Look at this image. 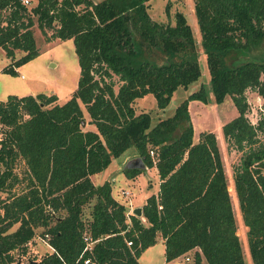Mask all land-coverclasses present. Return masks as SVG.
Instances as JSON below:
<instances>
[{
    "label": "trees",
    "instance_id": "trees-1",
    "mask_svg": "<svg viewBox=\"0 0 264 264\" xmlns=\"http://www.w3.org/2000/svg\"><path fill=\"white\" fill-rule=\"evenodd\" d=\"M149 1L36 0L28 6L0 0V47L10 59L0 71L16 74L39 55L37 23L44 34L52 29L49 39H73L80 75L63 103L53 92L0 99V191L7 192L0 196V264L23 260L38 227L52 250L26 255L35 264H140L159 237L168 261L192 250L194 264H246L216 134L202 130L194 140L188 103L207 102L208 90L201 84L153 125L151 112L135 110V100L148 93L159 109L166 107L179 86L202 74L187 16L177 9L174 23L154 20ZM170 7L168 0V15ZM194 12L214 100L229 95L238 110L222 133L243 151L232 181L249 254L253 264H264V115L250 122L246 97L254 88L264 98V60L227 59L264 45V0H194ZM129 148L159 176L141 216L127 212L109 180L95 184L91 177ZM20 158L27 189L11 193ZM146 166L123 172L134 178ZM84 234L96 239L90 251H84Z\"/></svg>",
    "mask_w": 264,
    "mask_h": 264
},
{
    "label": "rangeland",
    "instance_id": "rangeland-1",
    "mask_svg": "<svg viewBox=\"0 0 264 264\" xmlns=\"http://www.w3.org/2000/svg\"><path fill=\"white\" fill-rule=\"evenodd\" d=\"M95 2L101 0H93ZM168 0H150L148 12L149 15L157 21L172 22L174 11L180 9L187 16L188 22L191 26L193 35L197 40L198 51L200 53L199 62L202 74L197 81L192 82L187 88L179 86L170 102L166 107L159 109L156 104V99L152 93H148L141 98H137L134 102V107L137 113L143 111L151 112V124H155L159 119L172 115L175 112V107L183 100L190 92L196 91L202 84L208 90V101L190 100L188 109L194 127V140L198 139L199 133L202 130H211L216 134L217 142L220 147L222 160L225 166L227 181L229 184V192L231 200L233 201L234 216L237 221V235L240 236L243 246V255L246 264H253L252 257L248 249L247 226L244 224L243 218L236 200L234 191V184L232 181L234 166L240 160L243 151L235 148L223 136L222 124L238 114L237 107L234 106L232 98L227 95L220 103L215 102L214 95L210 85V75L206 62V54L203 52L201 46V35L197 16L194 12V0H171V7L169 15L166 13L165 7ZM36 3V0H29L28 6ZM1 14H6V10H2ZM34 37L37 42L39 55L31 59L30 62L19 67V72L10 74L0 71V99H6L8 93L18 91L23 94H32L34 92H43L50 95V93L58 94L57 102L63 103L69 99L72 91L76 88L79 78V61L74 49V41L72 38L62 40L60 38H48L52 29L48 28L46 34L42 33L37 23L33 26ZM23 54V51L16 50V56ZM230 64L242 62L244 60H264V45H254L248 51L234 52L228 58ZM10 59L5 55V51L0 47V68L8 64ZM21 74L23 76H21ZM117 85L115 86V88ZM246 97L249 104L247 117L253 124L264 115V98H262L257 91L253 89L246 90ZM90 117L86 113L84 129H88L92 124H87ZM261 139L264 138L262 133H259ZM134 148H129L118 157H114L107 165V168L97 173L93 177V181L99 184L105 180L116 184L118 186L116 195L122 200L121 202L127 206L136 208L142 205L145 196L157 189L156 174L152 168L144 169L133 180L126 179L123 169L126 167V160L123 158H131L135 155ZM133 157V156H132ZM15 173L18 180L13 184L11 193L21 192L27 189V172L23 159H18L15 165ZM117 179H113L116 178ZM119 179V180H118ZM120 183V184H119ZM124 186V187H123ZM129 189L130 193L125 195L123 191ZM7 195L6 191H0V196ZM119 201V200H118ZM88 211V209H87ZM87 211L85 214H87ZM127 212L129 209L127 207ZM16 224L12 229H15ZM35 237L29 241L27 245V256L39 257L46 251H51L52 248L47 242L42 239L44 236L40 233L41 227L37 228ZM162 244L157 243L152 248H149L142 256L139 257L140 264H194L193 251L186 253L190 256V260H186V256L176 258L172 263H168L164 257V250L161 248ZM162 249V251H161ZM26 255L22 257V261H26ZM202 264H207L203 259Z\"/></svg>",
    "mask_w": 264,
    "mask_h": 264
},
{
    "label": "crops",
    "instance_id": "crops-1",
    "mask_svg": "<svg viewBox=\"0 0 264 264\" xmlns=\"http://www.w3.org/2000/svg\"><path fill=\"white\" fill-rule=\"evenodd\" d=\"M23 65H24V64H23ZM23 65H21V66H23ZM21 66H19V67H21ZM19 67L16 68L17 72H19V69H18ZM0 69H1V68H0ZM13 93H15V94H17V95H25V94H23V93H21V92H18V91H13ZM13 93H8V94H13ZM35 93H37V92H34V93H32V94H35ZM8 94H7V95H8ZM2 99H3V98H2ZM132 156L134 157V156H137V155L135 154V155H132ZM132 156H130V157H132ZM123 159L127 161L129 158H126V157H125V158H123ZM148 168H152V169L154 170V174H156V178H157V179H156V180H157V181H156V183H157V189H156L155 191L151 192V193H156V192L158 191V189H159V184H160V183H159L158 172H157V169H156L155 166H151V167L146 166L145 169H148ZM98 173H99V172H98ZM95 174H97V173H95ZM95 174H93V175L91 176V177H92V180H93V177H94ZM124 176H125V174H124ZM125 177H126V179L133 180V179H135L137 176L134 177V178H129V177H127V176H125ZM113 179H117V177H116V178H113ZM118 180H119V179H118ZM93 182H94V181H93ZM94 183H95V182H94ZM95 184H96V183H95ZM119 184H120V183H119ZM111 185L113 186V190H112V194H113V196H114L117 200H119V201L121 202L122 200H120V199L117 197V195H116V193H118V192H117L118 186H115L116 184H114V183H112V182H111ZM123 187H124V186H123ZM128 190H129V189H128ZM151 193H149V194H151ZM149 194H148V195H149ZM148 195L145 196V199H144L142 205H140L141 207L145 204V200H146V197H147ZM129 203H130V206H127V207H128L129 210H132V211H133L134 208L131 206L132 203H131V202H129ZM158 242L162 244V245H161V246H162L161 248L165 251L164 240H163L162 238L159 237V238H158V241H157L155 244H157ZM155 244H153V245H151V246H148V247L146 248V250L143 251L142 254H141L140 256H142L143 253H145L149 248H152ZM162 249H161V251H162ZM140 256H139V257H140ZM181 257H182V256H179V257H177V258H181ZM175 259H176V258H175ZM175 259H172V260H169V261H168V260H166V258H165V260H166L168 263H172Z\"/></svg>",
    "mask_w": 264,
    "mask_h": 264
},
{
    "label": "water",
    "instance_id": "water-1",
    "mask_svg": "<svg viewBox=\"0 0 264 264\" xmlns=\"http://www.w3.org/2000/svg\"><path fill=\"white\" fill-rule=\"evenodd\" d=\"M82 125H85V121L84 120L82 121ZM125 166L144 168L146 165L144 164V162H143L141 157L134 156V157L129 158L126 161V165ZM133 213H135L138 216H141L142 215V207L138 206V207L134 208ZM35 263H36V261H34V260H30L28 262H24V261L18 259L16 262H14L12 264H35Z\"/></svg>",
    "mask_w": 264,
    "mask_h": 264
},
{
    "label": "built area",
    "instance_id": "built-area-1",
    "mask_svg": "<svg viewBox=\"0 0 264 264\" xmlns=\"http://www.w3.org/2000/svg\"><path fill=\"white\" fill-rule=\"evenodd\" d=\"M25 4H29V0H22ZM21 76H23L22 74H21ZM150 153L151 154H154V151L153 150H150ZM124 192V194L125 195H127V194H129L130 193V191L128 190V189H126V191H123ZM161 207V206H160ZM129 212H133L132 210H129ZM47 238H48V234L46 233L45 235H44V237L42 238V239H44L46 242H47ZM83 239H84V241H86V245H85V247H84V251L85 250H88V251H90L91 250V248H92V246H93V244H94V242L96 241V239H92V238H90V236L88 235V234H84V236H83ZM132 243V240H128V244H131ZM47 244L51 247V245L47 242ZM52 248V247H51ZM186 260H190V256H187L186 255ZM90 262V259H86L85 260V263H89Z\"/></svg>",
    "mask_w": 264,
    "mask_h": 264
}]
</instances>
